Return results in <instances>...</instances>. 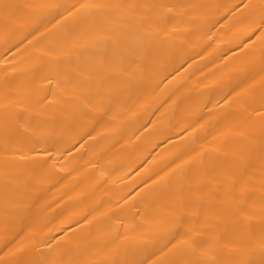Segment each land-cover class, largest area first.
Masks as SVG:
<instances>
[{
    "label": "bare ground",
    "instance_id": "1",
    "mask_svg": "<svg viewBox=\"0 0 264 264\" xmlns=\"http://www.w3.org/2000/svg\"><path fill=\"white\" fill-rule=\"evenodd\" d=\"M0 264H264V0H0Z\"/></svg>",
    "mask_w": 264,
    "mask_h": 264
}]
</instances>
